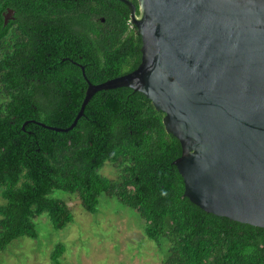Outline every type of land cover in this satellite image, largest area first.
Wrapping results in <instances>:
<instances>
[{
    "label": "trees",
    "instance_id": "trees-1",
    "mask_svg": "<svg viewBox=\"0 0 264 264\" xmlns=\"http://www.w3.org/2000/svg\"><path fill=\"white\" fill-rule=\"evenodd\" d=\"M8 9L15 21L6 26ZM128 21L114 0H0V253L21 237L36 239L42 213L55 231L72 221L65 201L51 196L60 191L91 214L102 195L136 211L146 236L168 243L163 264H264V228L208 214L183 196L173 165L181 145L142 94L99 91L71 131L41 126H71L86 79L97 85L137 68L141 38ZM13 24L20 30L10 35ZM29 28L53 31L55 41L28 42ZM106 164L116 178L99 173ZM64 251L55 245L53 264Z\"/></svg>",
    "mask_w": 264,
    "mask_h": 264
},
{
    "label": "water",
    "instance_id": "water-1",
    "mask_svg": "<svg viewBox=\"0 0 264 264\" xmlns=\"http://www.w3.org/2000/svg\"><path fill=\"white\" fill-rule=\"evenodd\" d=\"M114 1L141 38L140 63L97 85L80 66L87 89L73 123L41 126L71 131L96 92H138L181 145L173 165L183 196L208 214L264 228V0Z\"/></svg>",
    "mask_w": 264,
    "mask_h": 264
},
{
    "label": "rangeland",
    "instance_id": "rangeland-1",
    "mask_svg": "<svg viewBox=\"0 0 264 264\" xmlns=\"http://www.w3.org/2000/svg\"><path fill=\"white\" fill-rule=\"evenodd\" d=\"M99 173L116 178V171L106 164ZM65 201L72 221L55 231L46 213L34 219L38 237H21L0 253V264H53L50 254L60 243L65 251L60 264H163L168 243L159 244L144 232L138 213L116 199L102 195L97 211L87 212L78 197L56 191L51 195ZM4 200L0 195V205Z\"/></svg>",
    "mask_w": 264,
    "mask_h": 264
},
{
    "label": "flooded vegetation",
    "instance_id": "flooded-vegetation-1",
    "mask_svg": "<svg viewBox=\"0 0 264 264\" xmlns=\"http://www.w3.org/2000/svg\"><path fill=\"white\" fill-rule=\"evenodd\" d=\"M130 1V0H129ZM10 12L12 14H10ZM5 14V18H11V20L9 19L7 21V25H9V23L11 22H14L15 21V10H10L8 9L7 13H4ZM6 25V26H7ZM20 28L17 26V25H11L9 28H8V34H14L15 31H18L19 32ZM30 33H34L35 30L33 28H29L28 29ZM46 31V32H45ZM53 34L54 32L53 31H49V30H42V31H38V29L36 28V32H35V38H29L27 39L28 42H30L31 40H35V41H39V44L41 43H44L46 41H55V38L53 37ZM40 35V37H39ZM67 45V43H65ZM29 57V56H28ZM24 58L26 60H28L27 56H24ZM61 60H69L72 64L76 63L73 59L69 58V57H60ZM26 64V62H25ZM26 67V66H25ZM42 71V70H41ZM40 71V72H41ZM50 74V73H49ZM55 74V71H51V76H56L54 75ZM13 90H16V89H13ZM27 89H24L23 91H25Z\"/></svg>",
    "mask_w": 264,
    "mask_h": 264
},
{
    "label": "built area",
    "instance_id": "built-area-1",
    "mask_svg": "<svg viewBox=\"0 0 264 264\" xmlns=\"http://www.w3.org/2000/svg\"><path fill=\"white\" fill-rule=\"evenodd\" d=\"M128 24L130 25V27H132L133 25L131 24L130 20L128 21Z\"/></svg>",
    "mask_w": 264,
    "mask_h": 264
}]
</instances>
